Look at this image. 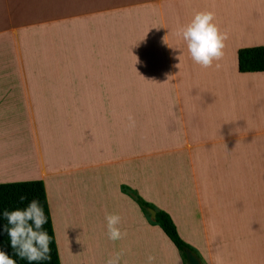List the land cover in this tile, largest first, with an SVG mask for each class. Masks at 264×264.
<instances>
[{"label": "crops", "instance_id": "obj_1", "mask_svg": "<svg viewBox=\"0 0 264 264\" xmlns=\"http://www.w3.org/2000/svg\"><path fill=\"white\" fill-rule=\"evenodd\" d=\"M196 12L228 37L207 68L177 34ZM255 47L264 0H0V70H15L0 75V184L56 188L69 176L71 187L102 171L93 200L86 184L69 195V230L93 228L100 244L154 262L157 224L142 199L187 238L198 231L208 264H264V72L241 73L238 61ZM185 184L189 217L173 193Z\"/></svg>", "mask_w": 264, "mask_h": 264}, {"label": "rangeland", "instance_id": "obj_2", "mask_svg": "<svg viewBox=\"0 0 264 264\" xmlns=\"http://www.w3.org/2000/svg\"><path fill=\"white\" fill-rule=\"evenodd\" d=\"M14 69L10 70H0V75H12ZM102 171H94L84 175H73L72 185L69 186L68 178L69 176L62 177L63 185L61 187L54 188L51 181L47 182V198L50 204V211L52 219L54 218L55 225L57 227L56 238L57 246L60 256L61 264H106L110 257H115L119 255V264H147V260L137 261L132 255V246H125V249H119L116 244H100V236L98 234L91 232L84 233L88 228L79 227L78 225L70 227L66 224V210L68 206L72 205L69 199V195L75 194L76 197L82 196L84 191L81 190L83 184L88 185L90 197L86 199H94L96 192L97 196L99 194L101 182L99 181V176ZM112 173H115L114 171ZM77 180V181H74ZM166 185L171 188V183L168 181ZM175 189V188H174ZM174 194H181L183 199L187 203L186 210L192 216L195 212L196 204L192 198V190L188 184L182 185L179 190L173 192ZM176 202H179V198H174ZM69 211V210H68ZM179 211V210H178ZM57 221V222H56ZM178 223H181V218L177 216ZM59 222H62L60 224ZM182 224V223H181ZM186 225V224H184ZM186 227V226H184ZM157 233V254L155 261L151 264H178L175 254L178 252L174 247L172 242L165 236L161 229L156 227ZM197 229V228H195ZM180 235L185 242L191 245V247L196 248V252L199 254L204 264H208L207 255L205 251V246L202 245V238L198 231L196 232V238H187L183 229H179ZM96 233V232H95ZM86 243H83V241ZM68 242H75L76 245H72V249H69L67 245ZM71 245V244H70ZM70 256V259H69ZM185 263L187 261L182 256Z\"/></svg>", "mask_w": 264, "mask_h": 264}, {"label": "clouds", "instance_id": "obj_3", "mask_svg": "<svg viewBox=\"0 0 264 264\" xmlns=\"http://www.w3.org/2000/svg\"><path fill=\"white\" fill-rule=\"evenodd\" d=\"M213 21L212 12H196L190 22L177 33L185 42L191 60L204 68L210 67L214 60L220 59L224 41L228 38L227 33L221 32ZM168 46L176 50L169 44ZM180 56L181 52L175 58L180 61ZM24 199L21 198L22 201ZM0 218L5 221L3 233L8 238V246L16 257L26 260L28 264L34 262L39 264L49 259L50 236L44 230L48 218L39 200H30L23 208L5 209L0 213ZM105 220L108 238L113 241L121 239L120 217L114 214L107 215ZM119 259V255L110 257L106 264H119ZM152 260L153 257L149 256L147 264H151ZM0 264H17V262L7 252L0 250Z\"/></svg>", "mask_w": 264, "mask_h": 264}, {"label": "trees", "instance_id": "obj_4", "mask_svg": "<svg viewBox=\"0 0 264 264\" xmlns=\"http://www.w3.org/2000/svg\"><path fill=\"white\" fill-rule=\"evenodd\" d=\"M238 61L239 71L241 73H263L264 48L255 47L240 50L238 53ZM22 197L25 198L23 201L21 200ZM32 199L39 200L44 208L45 215L48 218V223L44 225V230H46L50 236L48 254L49 259L39 262V264H61L44 183L42 181H31L0 184V213H2L5 209L13 210L15 208H23L26 206L28 201ZM139 204L144 209H154L152 205L144 202L142 199L139 200ZM155 221L157 226L172 242L175 248L182 253L186 261V252L189 250L198 256L196 251L183 240V238L179 234L176 224L167 212H156ZM4 223L5 221L0 218V250L7 252L9 256L16 260L17 264H28L26 260H21L16 257L11 247L8 246V238L3 233Z\"/></svg>", "mask_w": 264, "mask_h": 264}, {"label": "water", "instance_id": "obj_5", "mask_svg": "<svg viewBox=\"0 0 264 264\" xmlns=\"http://www.w3.org/2000/svg\"><path fill=\"white\" fill-rule=\"evenodd\" d=\"M149 212L153 218H156V212L153 209H149ZM186 256H187L188 264H202L199 257L196 254H194L192 251L190 250L187 251Z\"/></svg>", "mask_w": 264, "mask_h": 264}]
</instances>
